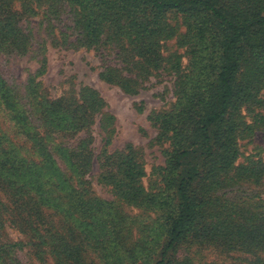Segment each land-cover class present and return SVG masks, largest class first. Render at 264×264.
Returning <instances> with one entry per match:
<instances>
[{"label":"trees","instance_id":"1","mask_svg":"<svg viewBox=\"0 0 264 264\" xmlns=\"http://www.w3.org/2000/svg\"><path fill=\"white\" fill-rule=\"evenodd\" d=\"M63 1L72 9L76 42L81 47L96 46L105 35L108 40L128 39L145 74L165 62L159 40L174 34L166 16L180 14L188 29L183 44L193 50L189 68L198 76H178V97L171 111L153 118L158 141L168 144L160 173L164 193L146 192L144 166L133 151L113 155L104 151L101 157V180L111 186L116 199L156 214L155 218L148 215L149 224L139 227L133 238L134 224H128L129 217L122 213L119 202L87 199L80 184L74 187L72 178L55 167L50 150L58 147H49L47 138L29 122L30 116L45 118L48 109L40 110L39 104L46 102L24 114L0 75V105L41 158L39 164L25 158L22 146L0 127V189L8 191L20 228L34 233L32 218L38 215L41 203L54 201L68 214L78 216L76 221L83 220L71 234L90 245L101 264H176L174 256L187 240L255 254L251 264H264V201L261 196L255 201L253 196L228 197L239 192L233 187L242 179L261 185L264 177L262 160L236 165L241 156L239 142L256 125H264V0ZM197 44L208 49L204 57L197 56ZM178 65L180 68V61L172 68ZM201 76L208 81L205 86ZM243 112L252 118L251 124ZM46 162L54 169L50 177L44 174ZM71 166L77 175L89 167ZM57 237L48 240L58 264L79 261L80 248ZM160 238L165 241L160 243ZM14 247L16 244L0 246V264H7L8 249Z\"/></svg>","mask_w":264,"mask_h":264},{"label":"rangeland","instance_id":"2","mask_svg":"<svg viewBox=\"0 0 264 264\" xmlns=\"http://www.w3.org/2000/svg\"><path fill=\"white\" fill-rule=\"evenodd\" d=\"M166 22L174 34L159 40V52L165 62L158 70L145 74L138 65L141 58L128 39L108 40L105 35L98 45L81 47L76 42L72 9L63 0H0V75L18 98L24 114L33 111L39 102L49 103L39 104V109H48V114L43 120L30 116V125L38 127L49 147H58L50 150L55 167L72 178L74 187L80 184L78 188L86 192L87 199L119 202L111 186L101 180L104 151L109 155L133 151L144 166L146 176L142 186L146 192L164 193L160 173L165 167L163 152L168 144L158 141L153 118L171 111L178 97L175 90L178 76L191 75L190 79L198 76L189 68L194 56L191 47L183 44L188 32L183 16L168 14ZM197 46V56L204 57L208 49ZM179 61L180 68L179 65L172 68ZM203 79L201 76L200 83L205 86L208 81ZM261 98L264 100V88ZM262 110L264 113V107ZM243 115L251 124L252 118L246 112ZM14 123L0 105V127L7 137L22 146L25 158L41 163ZM105 140L109 142L107 146ZM239 144L241 156L237 166L264 162V125H256ZM71 164L81 169L83 164L89 167L77 175L71 172ZM43 165L47 168L44 174L53 175L54 169H49L51 163ZM233 189L240 190L228 195L230 198L253 196L255 201L261 196L264 201V177L261 185L242 179ZM9 196L6 189H0V246L16 244L8 249L7 264H58L48 240L56 235L80 248L79 261L72 259L67 264H101L90 245L71 234V229L82 225L83 220L76 221L78 216L68 214L52 200L42 202L38 215L32 218L35 227L32 233L20 228ZM119 204L122 213L129 217L128 224H134L133 238L139 227L149 224L148 215L156 216L140 207ZM37 217L41 220L35 221ZM163 241L164 238L159 239L160 243ZM255 257V254L228 252L218 246L187 240L174 259L176 264H251Z\"/></svg>","mask_w":264,"mask_h":264}]
</instances>
